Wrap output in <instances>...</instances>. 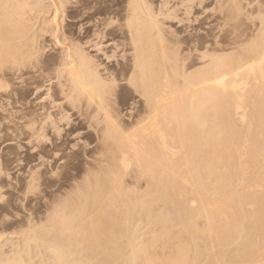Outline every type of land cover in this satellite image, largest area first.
Instances as JSON below:
<instances>
[{"label": "bare ground", "instance_id": "6f19581e", "mask_svg": "<svg viewBox=\"0 0 264 264\" xmlns=\"http://www.w3.org/2000/svg\"><path fill=\"white\" fill-rule=\"evenodd\" d=\"M74 1L79 3L0 0V96L13 94L17 88L26 92L25 86L32 82L48 87L46 96L42 97L44 103L37 105L39 115L22 111L18 116L21 109L16 108L18 102L12 101L17 105L12 103L13 113L24 123L23 129L19 126L23 130L21 134L25 132L30 138H37L46 129L59 131L63 121L66 123V127L62 124L63 129L71 131L77 121L83 127L82 132L77 129L80 132L77 134L93 138L90 145L89 142L81 145L93 153L85 167L81 166L84 177L77 192L69 198L63 195L67 198L65 202L50 207L52 213L44 219L46 225L26 227L23 223L27 229L20 227L22 231L14 239L4 242L1 236L0 264H264V4L255 3L257 12L252 17L257 13V23L255 26L248 23L255 27L253 31L245 25L252 31L250 36L240 30L239 24L240 31L237 27L232 33L228 31L231 38L227 36L225 40L228 32H221L225 43L209 39V44L207 40L206 45L199 43L203 45L201 48L190 50L189 45L187 51H180L182 42L178 44L177 38L173 36L176 41L173 40L163 30L158 17H154L160 16L159 12L149 8L153 5L151 0V5L147 0H111L115 8L104 7L109 5L108 0L107 4H103L105 0ZM230 5L223 14L226 17L240 10L234 0ZM154 9L158 14L153 15ZM42 12L51 13L52 19L42 21L39 27L36 21L32 25ZM65 14L71 21L64 19ZM110 14L121 19V25L115 28L121 40L111 38L103 42L101 37L113 36L115 29L107 30L105 26L103 32H107L103 35L96 27L102 25L100 17ZM95 20L99 22L98 26L93 25L96 30L76 41L69 30L70 23L86 21L82 25L90 27ZM82 25L80 30L85 29ZM108 42H113L109 47L112 55L98 56H107L108 60L118 53L120 58H115V68L107 64L105 67L101 59L89 54L100 51L99 47ZM49 50L55 52L56 62L55 58L50 59ZM225 51L229 53L221 54ZM52 61L55 63L49 65ZM195 67L198 70L190 71ZM125 96L131 100L127 108L123 111L121 107L115 108L116 101L127 100ZM71 118L75 123H69ZM69 132H63L67 138ZM12 133L9 134L13 136ZM12 141L4 142L11 146L15 139ZM76 147L72 146L74 150L80 146ZM83 157L84 154L79 159ZM59 161L56 162L62 166L63 160ZM69 179L72 180L70 176ZM72 189L76 190L74 185ZM67 190L63 191L67 193Z\"/></svg>", "mask_w": 264, "mask_h": 264}, {"label": "rangeland", "instance_id": "374dc122", "mask_svg": "<svg viewBox=\"0 0 264 264\" xmlns=\"http://www.w3.org/2000/svg\"><path fill=\"white\" fill-rule=\"evenodd\" d=\"M73 3H75L76 1H74V0H71ZM77 1H81V0H77ZM87 1H90V0H87ZM86 1V3H88L90 6H91V2H87ZM186 1V2H185ZM218 1H220V2H218ZM191 0V1H189V0H151L150 2H151V4H153V5H151L150 4V2H149V0H147V3L149 2V4L151 5V6H149V8H151V9H153V8H155L156 10H157V12H159V15L160 16H158V15H155V14H158L157 12H156V10L155 11H153L152 10V13H153V15H155L154 17L156 18V16L158 17V18H156V19H158V21L160 20H162L161 22L163 23H160V21H159V24L160 25H162L161 27L163 28V30L167 33V35H171L170 37L173 39V40H175L176 38H177V43L179 44L180 42H182V44L180 43L179 45V49H180V51L181 50H183V51H187V49H188V47L187 46H189V45H195V46H193V47H191V46H189L190 48V50H191V48L193 49L194 47H198V48H201V47H203V45H201V44H199V43H202V44H204V45H206V43H205V40H207V43L209 42V39H210V42H213V41H217V42H223V43H225L224 41L226 40V39H228V37H230L231 38V34L230 33H232V31H233V29H236V27H237V29H238V27H241L242 26V29H240L241 31L242 30H244V31H246V33H247V36H250L251 34H252V31H253V29L255 28L254 26H255V24L257 23V21L255 22V20H257V13L255 14V16L254 17H252L253 15H254V13L255 12H257L256 10H257V7H258V5H263L264 4V2H263V0H260L261 2H263V3H260L259 2V0L258 1H256L255 0V2H254V0H240V2L238 1V0H234L235 1V3H236V6H237V8L238 9H240V10H238V14L237 13H231L230 15H228V17L230 18V20H229V18L228 17H226L225 15H223V14H226L225 13V11H226V8L228 9V6L229 7H231V1L232 0H228L229 1V4H228V1L227 0ZM107 2V0H105L104 1V3L103 4H109V5H104V7L105 6H110L111 5V7H114L115 8V6H112V5H114V4H112L111 3V0H108V2ZM163 4H162V3ZM164 2H168L167 3V5H166V3L164 4ZM194 2V3H193ZM209 2V3H208ZM218 2V3H217ZM225 2V3H224ZM227 2V3H226ZM253 2V3H252ZM258 2V3H257ZM76 3H79V2H76ZM183 3V4H182ZM196 3V4H195ZM200 3V4H199ZM215 3H217L218 5L216 6V4ZM239 3V5H237ZM247 3V4H246ZM258 4L257 5V7H256V4ZM162 6H161V5ZM220 4V5H219ZM252 4V5H251ZM82 6H84V7H88L87 6V4L85 5L84 3H82L81 4ZM118 5V4H117ZM116 5V6H117ZM158 5H160V6H158ZM165 5V6H164ZM181 5V6H180ZM186 5V6H185ZM222 5V6H221ZM227 5V6H226ZM81 6V7H82ZM165 8H164V7ZM220 6L223 8H221V10L219 11L218 9L220 8ZM243 6V7H242ZM252 6V7H251ZM80 7V8H81ZM84 7H82L81 8V10L82 11H85L84 9H86V8H84ZM103 7V6H102ZM182 7V8H181ZM243 8V11L244 12H242V8ZM253 7H255V8H253ZM80 8L78 9L79 10V12H81V10H80ZM188 8V9H187ZM211 8H212V10H211ZM249 8V9H248ZM250 8H253V9H250ZM150 9V10H151ZM161 9V10H160ZM186 9V10H185ZM190 9V10H189ZM246 9V10H245ZM160 10V11H159ZM163 10V11H162ZM165 11H168V12H166V13H164ZM170 11V12H169ZM172 11V12H171ZM189 11V12H188ZM213 11V12H212ZM223 11H224V13H223ZM240 11V12H239ZM255 11V12H254ZM154 12H155V14H154ZM161 12V13H160ZM191 12V13H190ZM204 12H205V14H204ZM217 12V13H216ZM222 14H221V13ZM227 12V11H226ZM241 12H242V14H241ZM254 12V13H253ZM163 13V14H162ZM215 13V14H214ZM246 13V14H245ZM252 13H253V15H252ZM47 15H45V13L44 12H42L39 16H40V19L37 21V19H34L32 22V25H34L35 26V21H36V27H37V24H38V27H39V25L41 26L42 24H43V22L42 21H50L51 19H52V17L50 16V14H48V13H46ZM166 14V15H165ZM171 14V15H170ZM220 14H221V16L223 15V17H221L220 16ZM232 14H233V16H232ZM236 14H237V16H236ZM247 15L246 17L245 16H242V15ZM44 15V17H42ZM49 15V16H48ZM113 15L114 14H110V15H106V16H102V17H100L101 18V24L102 25H100L98 28L96 27V29L99 31V29H101L100 30V33L102 32V34L104 33L103 31H105L106 29L108 30H110V28H111V30H114L115 28H118L119 27V24L121 25V23H120V20L121 19H119V14L117 13L116 15L117 16H119V17H117L116 15H114V17H113ZM162 15V16H161ZM189 15V16H188ZM191 15V16H190ZM234 15H235V17H234ZM250 15V16H249ZM47 16V17H46ZM66 16V14L64 15V17ZM112 16V17H111ZM116 16V17H115ZM171 16V17H170ZM225 16V17H224ZM240 16V17H239ZM67 17V16H66ZM64 18L66 21H69L70 19L69 18ZM109 17V18H108ZM187 17V18H186ZM192 17H194V18H192ZM196 17V18H195ZM199 17V18H198ZM252 17V18H251ZM46 18V20H44ZM106 18H108L107 20H109V21H107L106 20ZM112 18V19H111ZM114 18V19H113ZM115 18H117V19H115ZM192 18V19H191ZM220 18V20H218ZM222 18V19H221ZM226 18V19H225ZM228 18V19H227ZM236 18V19H235ZM239 18H241V19H239ZM243 18V19H242ZM246 18V19H245ZM251 18V19H250ZM96 19V18H95ZM103 19H104V23H103ZM110 19H111V24H110ZM118 19H119V21H118ZM233 19V20H232ZM235 19V20H234ZM40 20H41V22H40ZM114 20H116V21H114ZM182 20V21H181ZM191 21V24H190V22L188 23L187 21ZM221 20L223 21L222 23H224V24H222L221 23ZM241 22H240V21ZM242 20H243V23L244 22H246V23H242ZM245 20V21H244ZM251 20V22H247V21H250ZM71 21V20H70ZM96 21V23L95 24H91V26L90 27H85L84 26V24L82 25V23H85V22H78V21H74V24L73 23H70V29L69 30H71L70 32L72 33V31H73V37H74V39L76 40V41H80V40H82V38H84L85 36H86V34L85 33H87L88 35H90L91 33H92V31L93 30H96L95 29V27H93V25H95V26H98L99 24V22L97 21V20H95ZM107 21V22H106ZM194 21V22H193ZM197 21V22H196ZM229 21H231L233 24L235 23V21H236V23L237 24H234L235 25V28L232 26L233 24L232 23H230ZM238 21V22H237ZM254 21V22H253ZM79 24H78V23ZM108 23V24H106V23ZM116 22V23H115ZM219 22V23H218ZM41 23V24H40ZM64 23V22H63ZM66 23V22H65ZM64 23V24H65ZM195 23V24H194ZM228 25H227V24ZM229 23L231 24V26H229ZM242 23V24H241ZM248 23H250L251 25H252V23H254L253 25L254 26H250V24H248ZM63 24V26H65ZM97 24V25H96ZM116 24H117V27H116ZM241 25V26H238V25ZM246 24H248L249 26H247ZM79 25H82L83 27H85V29L84 30H80V28H79ZM109 25V26H108ZM114 25H115V27H114ZM193 25V26H192ZM246 25L247 27H249V29H250V27H252L251 29H252V31L251 30H248V28L245 26ZM76 26V27H75ZM81 26V27H82ZM105 26H107L106 27V29H105ZM210 26V27H209ZM213 26V27H212ZM224 26V27H223ZM229 26V27H228ZM74 29H73V28ZM109 27V28H108ZM244 27V28H243ZM254 27V28H253ZM77 28V29H76ZM79 28V29H78ZM87 28V29H86ZM90 28V29H89ZM92 28V29H91ZM103 28V29H102ZM113 28V29H112ZM219 28V29H218ZM224 28H227V29H224ZM232 30H231V29ZM91 30V31H86V30ZM230 29V30H229ZM238 29V30H239ZM78 32H77V31ZM117 29H115L114 30V32H113V36H106V35H104V36H102L101 37V41H103V42H106V41H108V39H116V41H120L121 40V37H119L118 35H120L121 36V34L119 33V32H117L116 31ZM171 30V32L174 34V35H172V34H169V33H171V32H169ZM221 30V31H220ZM223 30H227L226 32H228L227 34H225L226 32L225 31H223ZM239 30V31H240ZM75 31V32H74ZM84 33H83V32ZM86 31V32H85ZM224 33H223V32ZM244 31H242V32H244ZM251 31V32H250ZM80 32V33H79ZM83 34H82V33ZM223 34H225L224 36H226V37H224L225 38V40L222 38L223 37V35H222V33ZM90 33V34H89ZM116 35H115V34ZM117 33H119V34H117ZM205 33V34H204ZM245 33V32H244ZM246 33H245V35H246ZM221 34V35H220ZM182 35V36H181ZM80 36H83V37H80ZM116 36V37H115ZM118 36V37H117ZM173 36H174V38H173ZM211 36H215L214 38H212ZM217 36V37H216ZM222 36V37H221ZM228 36V37H227ZM220 39H219V38ZM77 38L79 39V40H77ZM117 38H118V40H117ZM195 39V41H199L198 42V44H196V42H194L193 40ZM197 39V40H196ZM221 40V41H220ZM224 40V41H223ZM180 41V42H179ZM202 41V42H201ZM204 41V42H203ZM190 42H193V44L191 43V44H189ZM227 42V41H226ZM47 44H48V41H47ZM46 44V45H47ZM113 44V42H108L107 44L106 43H103L99 48L101 49L100 51H96V52H89V54H91V55H93V56H95V57H98L99 58V60H100V63H103V65L104 64H107V65H109L108 67H111V65L115 68V65H116V60L118 59V58H120L119 56H118V53H117V57L115 56V57H111V58H109L108 60L106 59V57L107 56H111L112 55V50L111 49H109V47L111 46ZM209 44V43H208ZM198 45H201V46H198ZM183 48H182V47ZM187 47V48H186ZM184 48H185V50H184ZM51 51V52H50ZM110 51H111V54H110ZM50 52V53H49ZM49 52H47L48 54H49V56H51L50 57V59L52 58V60H53V58H55V52L53 53L52 52V50H49ZM47 53H45L46 55H48ZM52 53H53V55H52ZM108 53H109V55H108ZM226 54V53H229V52H227V51H225V52H223V53H221V54ZM98 54H103V55H107V56H98ZM220 54V53H219ZM48 56V57H49ZM103 57V58H102ZM105 57V58H104ZM114 60H113V59ZM115 58H117L116 60H115ZM103 59V60H102ZM106 59V60H105ZM56 60V58L54 59V61ZM112 60V61H111ZM51 61V60H50ZM54 61H52L51 63H49V65H51ZM103 61V62H102ZM110 61V62H109ZM188 61V62H187ZM186 61V65H189L188 63H190V59L189 60H187ZM56 62V61H55ZM54 62V63H55ZM53 63V64H54ZM115 64V65H114ZM107 65L105 66V67H107ZM198 66H200V67H198ZM196 67H198V69L199 68H201V65H197ZM195 67V69H192V70H190V71H194V70H198L197 68ZM112 68V67H111ZM14 88H17V87H14ZM18 90H22V92H23V89H19V88H17ZM25 89H26V92L24 91L23 93V95H21L22 97H23V99H24V101H26V102H24V101H22L23 99H22V97L20 96V94H22V92L20 93V91H18V90H14V89H12V90H14V92H15V94H14V92H13V94H11V92H8V93H2L3 94V96H2V94H1V96H0V101L3 103V102H6V101H8V102H6V103H1V105H2V107H3V109L1 108V105H0V111L2 112V111H4L5 110V112L7 111V112H9V114L6 112V114H5V112H2V115H1V112H0V118H1V121H0V130H2V132L0 131V136H1V138H0V159L1 160H3L2 162H1V164H0V169H3V173L5 174V176L2 174V172H1V174H0V178H2L3 179V181H2V179H0V181L1 182H3V183H0V187L2 188V189H0V193L3 191V195L5 196V202L7 203H5L4 202V200H3V202L2 201H0V217L2 218H0V241L2 240V239H5V241L4 242H6V240H11V239H14V237H16L17 236V234L19 233V232H21L22 230H26L27 228H25V226H23L25 223H26V227H28V225L30 224V225H46L47 224V222L45 221L47 218H50L51 217V213H52V206H53V208H54V205H55V207L57 206V205H61L62 204V202H65V200H67V198H69L70 196H72V195H74L76 192H77V186H79V184H81V181H82V176L84 177V174L82 175V173H84V168H82V167H85V164L84 163H86L87 161H88V156H91L92 155V153L93 152H91V149H83L82 147L85 145V144H83V143H86V142H89L87 145H90L92 142H93V138L92 139H89V136H87V134L86 135H82V134H80L81 136H79V134H77V133H80V132H82L81 130H83V127H81L82 126V124H78V122L76 121V123H75V120H72L73 118H71V119H69V123H71L72 121H73V123H75L74 124V127H73V129L70 131V129H63L64 128V126L66 127V123L63 121V122H61L60 123V126L62 127L63 125V127L61 128L60 127V130L59 131H56L57 132V134H56V132H54V130H49V129H46V131L44 132V134H43V136H40V137H37V138H39L38 140H36L37 138H35V137H29L28 136V134H26L25 132H24V134H21L22 132H23V125L22 124H24L23 123V121H19L18 120V116L19 115H21L22 113L24 114V113H26V112H32V113H35L36 114V110H38L39 109V107L38 106H40V104L42 105V103H44L43 101L44 100H42V97H44V96H46V94L45 93H47V89H48V87H47V85L46 84H44V83H40V82H32V83H30V84H28V85H26L25 86ZM19 92V93H18ZM10 93V94H9ZM49 93V92H48ZM9 94V99H8V97L6 96V95H8ZM18 94V95H17ZM45 94V95H44ZM5 95V96H4ZM12 97H11V96ZM16 96V97H15ZM118 96H120L119 94H118ZM126 96H128V95H126ZM125 96V98L127 99V100H122L121 102H117L116 101V103H117V105H118V107H116L117 105H115V108H119V107H121L120 109L123 111L124 110V108L126 109L127 108V106H128V104L131 102V100H130V98L128 97H126ZM18 97V98H17ZM121 97V96H120ZM1 98H3V99H1ZM14 98V100H12ZM18 100H17V99ZM8 99V100H7ZM5 100V101H4ZM17 100V101H16ZM20 100V101H19ZM12 101H14L15 103L16 102H18V106L17 105H15L14 104V102H12ZM21 101H22V103H21ZM42 101V102H41ZM125 101V103H123ZM9 102H10V106H9ZM19 102H20V104H19ZM128 102V103H127ZM8 103V104H7ZM12 103H13V105H12ZM24 103V104H23ZM4 104H7L9 107L7 108V105H4ZM17 104V103H16ZM22 104V105H21ZM25 104H26V106L27 107H24L25 106ZM39 104V105H38ZM124 106H123V105ZM125 104H127V105H125ZM17 106L16 108L17 109H21V110H19L20 111V114H18V116L17 115H15L13 112H14V110L11 108L12 106ZM32 107V109H34V110H32L30 107ZM38 105V106H37ZM5 106V107H4ZM36 106V107H35ZM123 106V107H122ZM22 107V108H21ZM23 107H24V109H23ZM5 108V109H4ZM7 108V109H6ZM30 108V109H29ZM36 108V109H35ZM2 109V110H1ZM8 109H9V111H8ZM10 109H12L13 111L11 112L10 111ZM16 109V110H17ZM26 109L28 110L29 109V111H26ZM119 109V110H120ZM120 110V111H121ZM22 111H24V112H22ZM22 112V113H21ZM4 113V114H3ZM10 113L11 114H13V115H10ZM125 113V112H124ZM38 114V113H37ZM36 114V115H37ZM10 115V116H9ZM39 115V114H38ZM4 117V119H5V122H4V119H3V117ZM7 116H9V118L10 119H8L7 121H6V119L8 118ZM43 117V116H42ZM3 119V120H2ZM10 120V121H9ZM10 122V124H9V122ZM13 121V122H12ZM17 121V122H16ZM8 122V123H7ZM19 122V123H18ZM22 122V123H21ZM3 123V124H2ZM7 123V125H5V126H7L8 127V129L9 130H12V132L14 133V135L13 136H11L9 133H12L11 131H9L8 129H7V127H5L4 126V124H6ZM73 123H71V124H73ZM12 124H13V126H12ZM22 125V129H20V127L19 126H21ZM63 124V125H62ZM78 124V125H77ZM14 125H18L17 127L16 126H14ZM77 125V126H76ZM2 126H4V127H2ZM77 128H76V127ZM10 127H12V129H10ZM15 127V128H14ZM16 128H18V129H20V130H18V129H16ZM76 128V129H75ZM3 129H6V130H3ZM62 129V130H61ZM80 131H78V130ZM17 130V132L15 133V131ZM49 130V131H48ZM64 130H67V132H65ZM5 131L6 132H8L7 134L9 135V137L11 136V139H9V138H7L8 137V135L5 133ZM18 131H19V133H18ZM61 131V132H60ZM70 131V132H69ZM48 132H50V133H48ZM54 132V133H53ZM68 134V132H69V135H70V140H69V135H68V138H67V136L64 134ZM73 132V133H72ZM12 133V134H13ZM18 133V134H17ZM47 133V134H46ZM60 135H59V134ZM74 133H76V134H74ZM7 135V137H5L6 135ZM17 136H16V135ZM53 134H55V137L54 136H52ZM63 136H62V135ZM72 134V135H71ZM21 135V136H20ZM26 135V136H25ZM46 135L48 136V137H46ZM50 135V136H49ZM77 135V136H76ZM14 136H16V137H14ZM22 136L24 137V138H22ZM28 136V138H26ZM44 136H45V139H44ZM57 136V137H56ZM58 136H59V138H58ZM61 136V137H60ZM73 136H75L76 138H74ZM88 137V139H87V137ZM22 139H21V138ZM42 137V138H41ZM52 137V138H51ZM77 137H80V138H77ZM85 137V138H84ZM13 138V139H12ZM20 138V139H19ZM47 138H48V140H47ZM53 138H55V139H53ZM63 138V139H62ZM65 138H67L66 140H65ZM75 140H74V139ZM91 138V137H90ZM14 139H15V141H14ZM26 139V140H25ZM30 139V140H29ZM40 139H42V141L44 140L45 142L43 143ZM74 141H73V140ZM84 140V141H82V140ZM7 140H13L12 142V145L10 146V145H7V144H9V142H4V141H7ZM21 140V141H20ZM32 140V141H31ZM55 142H54V141ZM64 140V141H63ZM79 140H80V142H79ZM87 140V141H86ZM18 141V142H17ZM23 141V142H22ZM29 143H28V142ZM34 141V142H33ZM38 141H40V143L42 142L43 144H40V143H38ZM46 141H47V143H46ZM57 141V142H56ZM65 141H66V143H65ZM69 141H71V142H69ZM78 142V143H80V145H78V143L76 144L75 142ZM16 142V143H15ZM27 142V144H29V145H27V144H25ZM50 142V143H49ZM52 142H54L55 144H57V145H55L54 143H52ZM32 143V144H31ZM60 143H63V144H61L60 145ZM68 143H69V145H68ZM74 143V144H73ZM14 144H15V146H14ZM24 144V145H23ZM37 144H39V145H37ZM49 146H48V145ZM72 144V145H71ZM17 145V146H16ZM18 145H19V148H18ZM43 145H45V147L43 146ZM51 145V146H50ZM55 145V146H54ZM75 145V146H74ZM81 145H83V146H81ZM39 146V147H38ZM41 146H42V148H41ZM48 146V147H47ZM53 146V147H52ZM59 146H62L61 148H59L60 150H63V151H61V152H59L60 150L58 149V147ZM65 146V147H64ZM68 146H69V148H68ZM72 146H73V148L74 149H77V147L76 146H80L81 148H82V150H81V148L79 147L78 148V150H74L73 148H72ZM22 147V148H21ZM29 147V148H28ZM33 147V148H32ZM45 149H44V148ZM47 147V148H46ZM72 149H71V148ZM38 148H40V149H38ZM49 148V149H48ZM55 148V149H54ZM64 148V149H63ZM67 148H68V150H67ZM38 149V150H37ZM42 149H44L45 151H46V153L48 154L49 153V155L50 154H52L53 153V155L55 154V153H58V154H55L54 155V157H53V155H50V156H48L46 153H45V151L43 150V152H42ZM51 149V150H50ZM54 149V151H52ZM57 149V150H56ZM29 150V151H28ZM47 150L49 151V152H47ZM57 152H56V151ZM59 150V151H58ZM65 150V151H64ZM70 150V152L72 151V153H68V151ZM81 150V151H80ZM39 151L41 152V154L39 153ZM52 151V152H51ZM74 151V152H73ZM75 151H77V152H75ZM87 151V152H86ZM88 151H89V153H88ZM51 152V153H50ZM80 152V153H79ZM81 152H83L82 154H84V157H83V160H82V158H80L79 159V157H80V155H81V157H82V154H81ZM86 154H85V153ZM68 153V156L66 155ZM75 155H74V154ZM87 153H88V155H87ZM91 153V154H90ZM19 154V155H18ZM43 154H44V156H43ZM46 154V155H45ZM71 154V155H70ZM73 154V155H72ZM36 155V156H35ZM39 155V156H38ZM77 155L79 156V157H77ZM67 156V157H66ZM71 156V157H70ZM87 156V157H86ZM33 157H34V159H33ZM40 157V158H39ZM41 157H43V158H41ZM46 157V158H45ZM49 157V158H48ZM65 158V159H61V158ZM70 157V158H69ZM6 159L5 161H4V159ZM38 158V160H36ZM58 158H60V161H59V159ZM69 159V160H67V159ZM44 160V161H42V160ZM86 159V160H85ZM52 160V161H51ZM56 162V161H59V162H61L62 160L64 161H62L61 162V164L60 165H62V166H59V163L58 162H54V161ZM67 160V161H66ZM85 160V161H84ZM51 161V162H50ZM84 161V162H83ZM41 162V163H40ZM44 162V163H43ZM77 162H79V163H77ZM3 163V164H2ZM64 165H63V164ZM40 164H42L43 166H41ZM77 164V165H76ZM84 164V165H83ZM2 165L4 166L3 168H1L2 167ZM51 165V166H50ZM54 165V166H53ZM56 165V166H55ZM75 165V166H74ZM64 166V167H63ZM77 166V167H76ZM82 166V167H81ZM55 167H57V168H55ZM76 167V168H75ZM78 167H80V168H78ZM72 168V169H71ZM82 168V169H81ZM40 169V170H39ZM70 170H72V172L70 171ZM77 172H76V171ZM82 170V171H81ZM5 171V172H4ZM51 171H54V172H51ZM75 172V174L74 175H72L74 172ZM81 174H80V173ZM37 174V175H35V174ZM47 173H48V175H47ZM50 173V174H49ZM53 173V174H52ZM71 173V174H70ZM46 175V176H43V177H41L42 175ZM51 174L53 175V176H51ZM70 174V175H69ZM80 174V175H79ZM39 175H41V176H39ZM31 176H33L34 178H31ZM48 176V177H47ZM69 176L72 178V180L71 179H69L68 180V178H69ZM74 176V177H73ZM79 176H80V179H78L79 178ZM5 177H6V179H5ZM8 177V178H7ZM36 177V178H35ZM39 179H38V178ZM46 177L48 178V180L46 181ZM68 177V178H67ZM4 179H5V181H4ZM36 179V180H35ZM50 179V180H49ZM67 179V180H66ZM74 179V180H73ZM76 179V180H75ZM78 179V180H77ZM35 180V181H34ZM66 180V181H65ZM71 180V181H70ZM81 180V181H80ZM65 181V182H64ZM67 181H69V182H67ZM76 181H77V183H78V185L76 184ZM6 182V183H5ZM70 182H72V184L70 183ZM73 182H74V184H73ZM34 183V184H33ZM47 183H48V185H51L50 186V188H49V186L47 185ZM51 183V184H50ZM52 183H55V184H52ZM64 183H68L67 185H65ZM72 185L71 187L73 188V185H74V189H76V190H73L72 188H70L69 186H70V184ZM45 184H46V186H45ZM57 184V185H56ZM60 186H59V185ZM61 184H63V186H61ZM56 185V186H55ZM68 186V187H65V186ZM76 185V186H75ZM54 186V187H53ZM47 187V188H46ZM76 187V188H75ZM56 189V191H54L53 192V189ZM59 188H64V189H59ZM70 188V189H69ZM47 189V190H46ZM54 189V190H55ZM59 190V192H58V190ZM65 189L67 190V193L66 192H64L65 191ZM6 190V191H5ZM52 190V191H51ZM64 190V191H63ZM72 190V191H71ZM42 192V194H41V192ZM40 192V193H39ZM51 192V193H50ZM57 192V193H56ZM60 192H61V194H62V192H63V194H62V196L61 195H59L60 194ZM71 194H70V193ZM72 192H73V194H72ZM52 193H53V195H52ZM59 193V194H58ZM65 194H67V195H65ZM40 195V196H39ZM57 195V196H56ZM66 196V197H64V196ZM69 195V196H68ZM48 196V197H47ZM53 196L55 197V198H53ZM59 196V197H58ZM62 198H65V199H62ZM46 198V199H45ZM51 198V199H50ZM53 198V199H52ZM60 198V199H59ZM61 199H62V201H61ZM55 200V201H54ZM64 200V201H63ZM59 204H58V203ZM3 203V204H2ZM53 204V205H51V204ZM3 205V206H2ZM6 205V206H5ZM5 206V207H4ZM49 208V210H48V208ZM4 209H2V208ZM51 207V208H50ZM2 209V210H1ZM34 210V211H33ZM46 210H48L47 212H44V211H46ZM29 212V213H28ZM48 213V214H47ZM2 215V216H1ZM39 216V217H38ZM4 218V219H3ZM23 218H25V219H23ZM28 218H29V220H28ZM33 218H34V220H33ZM38 218V219H37ZM35 219H37V220H35ZM45 219V220H44ZM2 220H5V221H2ZM23 220V221H22ZM30 220H31V222H30ZM44 220V221H43ZM7 221V222H6ZM25 221V222H24ZM35 221H36V223H35ZM43 221V222H42ZM4 222V223H3ZM5 223H7V224H5ZM24 223V224H23ZM32 223V224H31ZM34 223V224H33ZM46 223V224H45ZM23 224V225H22ZM28 224V225H27ZM4 225V226H3ZM22 225V226H21ZM20 227H22V230H21V228ZM4 228V229H3ZM25 228V229H24ZM3 229V230H2ZM20 229V230H19ZM12 230V231H11ZM15 231V232H14ZM17 231V232H16ZM5 233V234H4ZM1 236H2V239H1ZM7 236H9V237H7ZM7 238V239H6ZM3 242V243H4ZM2 243V244H3Z\"/></svg>", "mask_w": 264, "mask_h": 264}]
</instances>
